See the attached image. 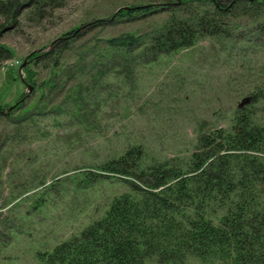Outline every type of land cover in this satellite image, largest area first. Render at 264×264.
I'll list each match as a JSON object with an SVG mask.
<instances>
[{"label": "rangeland", "instance_id": "1", "mask_svg": "<svg viewBox=\"0 0 264 264\" xmlns=\"http://www.w3.org/2000/svg\"><path fill=\"white\" fill-rule=\"evenodd\" d=\"M13 2L12 18L0 5V264H46L40 254L104 216L129 186L100 166L128 148L143 146L146 165L188 159L201 131L229 129L238 109L254 110L264 124V31L251 17L229 19L228 35H201L192 47L154 56L144 47L111 51L106 41L148 35L208 1L180 8L181 0ZM142 5L153 11L116 16ZM76 29L56 62L45 57ZM25 63L36 89L23 79L25 66L20 72ZM90 171L95 181L85 177Z\"/></svg>", "mask_w": 264, "mask_h": 264}, {"label": "trees", "instance_id": "2", "mask_svg": "<svg viewBox=\"0 0 264 264\" xmlns=\"http://www.w3.org/2000/svg\"><path fill=\"white\" fill-rule=\"evenodd\" d=\"M206 1L210 7L200 13L191 17L175 13L148 35L121 34L108 38L106 47L126 52L144 47L158 56L192 47L201 35H228L229 19L241 16L259 22L264 31V0ZM201 2L181 0L178 5ZM0 5L11 18L18 14L13 0L0 1ZM152 8L132 6L116 16L146 15ZM65 35L45 57L54 56L56 62L79 31ZM24 71L27 85L36 89L29 65ZM79 94L76 89L74 95ZM259 99L257 94L253 101ZM78 100L77 114L82 112ZM23 104L19 100L13 111ZM4 107L0 105V116ZM256 116L252 109H238L229 129L201 131L188 159L146 165L144 147L132 146L108 160L100 166L103 174L122 178L128 191L112 199L104 216L78 236L40 254L41 259L46 264H146L153 259L156 264H191L192 258L219 264H264V124ZM92 172L85 175L91 182L97 176Z\"/></svg>", "mask_w": 264, "mask_h": 264}, {"label": "water", "instance_id": "3", "mask_svg": "<svg viewBox=\"0 0 264 264\" xmlns=\"http://www.w3.org/2000/svg\"><path fill=\"white\" fill-rule=\"evenodd\" d=\"M26 65V63L25 64H23L22 66H21V68H20V72H22V70H23V67ZM24 79V81H26V79L25 78H23ZM29 85V84H28ZM29 87H31V85H29ZM13 109V107H11L10 109H9V111H11Z\"/></svg>", "mask_w": 264, "mask_h": 264}]
</instances>
